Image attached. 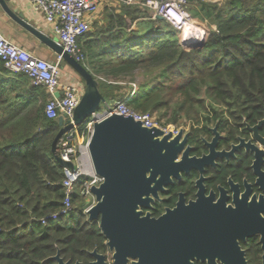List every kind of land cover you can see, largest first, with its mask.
I'll return each instance as SVG.
<instances>
[{
	"label": "trees",
	"instance_id": "obj_1",
	"mask_svg": "<svg viewBox=\"0 0 264 264\" xmlns=\"http://www.w3.org/2000/svg\"><path fill=\"white\" fill-rule=\"evenodd\" d=\"M188 2V12L198 6L193 17L214 27L201 49H183L170 25L136 6H120L106 15L103 25L96 24L79 39L90 72L119 77L141 69L154 75L131 99H123L130 111L151 114L168 108L160 91H169L175 83L185 104L204 87L212 100L209 106L218 104L236 113L231 117L237 123L264 119V0ZM0 71L10 74L1 62ZM15 76L14 83L0 78V240L6 242L40 239L34 233L20 238L16 230L31 226L35 233L49 232L58 225L52 217L65 198L62 167L51 153L59 126L44 114L45 90L33 87L23 74ZM114 89L101 92L107 103L119 99ZM82 201L86 206L76 195L73 204ZM60 220L76 225L73 215ZM69 235L61 232L57 238L71 239Z\"/></svg>",
	"mask_w": 264,
	"mask_h": 264
},
{
	"label": "flooded vegetation",
	"instance_id": "obj_2",
	"mask_svg": "<svg viewBox=\"0 0 264 264\" xmlns=\"http://www.w3.org/2000/svg\"><path fill=\"white\" fill-rule=\"evenodd\" d=\"M218 107H205L187 131L174 125L164 134H181L176 174L149 207L136 208L147 220L133 225L167 216V242L136 232L109 238L99 219L49 232L18 226V237L40 239L0 240V264H239L240 252L245 264H264V119L237 123ZM61 232L71 239L57 238Z\"/></svg>",
	"mask_w": 264,
	"mask_h": 264
},
{
	"label": "water",
	"instance_id": "obj_3",
	"mask_svg": "<svg viewBox=\"0 0 264 264\" xmlns=\"http://www.w3.org/2000/svg\"><path fill=\"white\" fill-rule=\"evenodd\" d=\"M0 5L11 18L61 56V63H65L85 83V90L73 113V123H65L62 116L56 119L59 130L51 148L58 165L72 168L70 163L62 161L57 155L58 141L74 126L84 124L106 101L99 92L93 74H90L82 64L64 53L56 41L31 28L21 15L11 13L3 0H0ZM156 20L163 21V18L156 17ZM204 44L203 39L192 38L184 40L181 46L188 51L201 49ZM54 96L60 97L59 93H54ZM263 122L264 120L259 124ZM92 133L87 150L93 172L102 179V182L90 188L94 205L86 212L87 221L99 219L100 229L109 238H115L116 232L122 236L136 232L149 238L155 235L160 242H167V237L171 235L165 221L167 216H164V221H159L160 219L151 221L146 227L133 223L138 219L147 220V217L139 218L137 206L149 207V202L153 201L150 197L158 198V192L164 191L163 187L170 183L169 176L178 166L174 160L182 146L178 144L181 134L170 141V134L164 135L163 131L155 127L146 129L133 118L117 114L95 123ZM239 264H245L243 252H240Z\"/></svg>",
	"mask_w": 264,
	"mask_h": 264
},
{
	"label": "built area",
	"instance_id": "obj_4",
	"mask_svg": "<svg viewBox=\"0 0 264 264\" xmlns=\"http://www.w3.org/2000/svg\"><path fill=\"white\" fill-rule=\"evenodd\" d=\"M33 10L45 17L46 23L52 27L58 38V45L63 52L73 57L78 63L87 61V56L81 52L79 39L91 30L92 21L100 11L103 4L110 2L116 9L120 6H136L149 13L152 18L162 17L163 22L170 25L180 33L186 28L187 23L199 24L192 21L188 12V0H27ZM182 42L184 39L181 40ZM58 56V55H57ZM62 57L58 56L56 62L49 63L36 56H32L23 48L11 43L0 33V62L10 74H23L32 86L43 88L50 96L44 108V114L50 120L62 116L66 123H73L74 110L77 107L82 90L78 86L61 82L59 64ZM59 93L60 97H55ZM132 111V110H131ZM125 101L117 99L105 102L91 118L80 126L64 134L56 145V153L62 161L70 163L72 168L62 167L63 180L61 187L65 192L61 209L52 217L53 220L68 219L75 214L73 199L76 195L86 200L85 211L94 205L90 188L98 186L102 179L93 172L89 152L87 150L92 137L93 125L99 123L113 114L133 118L140 122L142 127H153L168 133L167 128L134 111L131 112Z\"/></svg>",
	"mask_w": 264,
	"mask_h": 264
},
{
	"label": "rangeland",
	"instance_id": "obj_5",
	"mask_svg": "<svg viewBox=\"0 0 264 264\" xmlns=\"http://www.w3.org/2000/svg\"><path fill=\"white\" fill-rule=\"evenodd\" d=\"M224 1L225 0H218L216 2H218L217 3L218 5H221L222 3H224ZM207 3H210V2H207ZM197 7L195 6L192 9H190L189 14L191 16L192 21L198 23L200 27L199 28H197V27L193 28L191 30L192 35L187 34V31L184 29V32H185L184 38L186 41H188L192 38H195L198 40L203 39L205 41L207 38V35L209 33L208 31L210 30V28H212V29L214 28L212 25L209 24V22H202L199 19L193 17L195 14L194 12L196 11L195 8H197ZM190 24L192 26H194V24L189 23V25ZM95 26L96 25H94L93 23L91 24V31L96 29ZM195 35L196 36L198 35L199 37L197 38ZM189 36H192V38H190ZM178 37L180 39V45H181L182 39H181L180 33H179ZM84 65H85V68L90 72V70L88 68V66H89L88 60L84 63ZM90 74H91V72H90ZM94 74H96V76L93 75V77L95 78V80L98 84V89H99L100 94H101V92L104 93L105 91L108 90L109 87L112 86V87L116 88V89H114V92L117 93L116 96H119L118 97L119 99L127 98V96L130 94L131 89L133 87H136V89H137L140 85L147 83L151 79L155 78L154 75L149 77L148 74L144 73L143 70H141V69H137V70L133 71L132 73H130L129 75H126V76L121 75L119 77H116L113 75L101 74V73H94ZM151 77H153V78H151ZM171 85H172V87L169 89V91H165V90L160 91V94H161V97L163 98V100L165 102H168V104H169L168 108H161V109L153 110V111H151V114L135 112V111H134V113H137V114H140L143 116H148L150 119H153L155 122L160 124L163 128L169 129V128H171V126L175 125L176 128L187 131L190 128L193 121L200 119L201 115L199 116V114L202 112H206V110H204V108L209 107V105H211V103H212V100L209 97L205 88L200 87V90H199L200 93L198 95H196L194 99H192L191 101H189L188 103L185 104L184 99L182 98V93L178 92L175 88V83H173ZM78 86L82 90V92H84L85 83H84V81H82V79H81V82ZM189 103H191V104H189ZM101 106H100V110H101ZM181 106H183L184 109L180 108ZM212 106L219 108L218 104H213ZM219 110L221 112H223V110L221 108ZM176 111H177V113H179L178 117L175 116ZM197 111L198 112L200 111V112L198 113ZM174 117L178 118L175 123H173V120H172V119H174ZM82 204H83L82 209L81 210L79 209V211H76L75 214H73V220L72 221L74 222V224L76 223L77 226L80 223L87 221V215H86V211H85L86 206L84 205V201H82ZM82 204L77 203L74 206L75 210H76V207H80V206H82ZM59 223H65L66 226H70V223L68 220H59L58 224ZM61 225H63V224H61Z\"/></svg>",
	"mask_w": 264,
	"mask_h": 264
},
{
	"label": "crops",
	"instance_id": "obj_6",
	"mask_svg": "<svg viewBox=\"0 0 264 264\" xmlns=\"http://www.w3.org/2000/svg\"><path fill=\"white\" fill-rule=\"evenodd\" d=\"M8 7L9 11L14 15H21L26 19L27 24L36 31H38L43 36L53 39L54 41H58V38L53 32L52 27H50L43 17L42 14L33 10L32 6L27 0H3ZM202 2H210V3H218V0H201ZM116 7H112L110 2L107 1L103 4L100 11L96 14L95 19L92 21L94 25L101 26L105 23L107 19V14L115 9ZM189 9V8H188ZM116 10V9H115ZM0 33L4 38L9 40L11 43L16 44L17 46L23 48L32 56H36L40 59H43L49 63L57 61V54L47 46L39 37H36L33 33L27 31L23 26H21L17 21L11 18L4 10V8L0 5ZM81 48V46H80ZM88 60V57H87ZM59 70L61 75V82L68 85L78 86L81 82V78L77 75L73 70H71L65 63L59 64ZM92 74V72H91ZM15 74H2L0 71V78L2 81L8 80L9 82L14 83L16 81ZM83 81V80H82ZM11 84V83H10ZM79 87V86H78ZM136 87L131 89L130 94L125 98L131 99V97L135 94L134 91ZM47 100L50 96L44 91ZM83 94V92H82ZM123 100V99H122ZM123 100V101H125ZM47 102V101H46Z\"/></svg>",
	"mask_w": 264,
	"mask_h": 264
},
{
	"label": "bare ground",
	"instance_id": "obj_7",
	"mask_svg": "<svg viewBox=\"0 0 264 264\" xmlns=\"http://www.w3.org/2000/svg\"><path fill=\"white\" fill-rule=\"evenodd\" d=\"M196 26L194 25V26H192L191 24L189 25V23L187 24V26H186V28H185V30L187 31V34H190V35H192V32H191V30L193 29V28H195ZM189 29V30H188ZM184 30H183V32H182V39H184L185 40V36H184ZM199 35V34H198ZM196 36L197 38L199 37V36ZM194 36V35H193ZM190 38H192V36H189Z\"/></svg>",
	"mask_w": 264,
	"mask_h": 264
}]
</instances>
